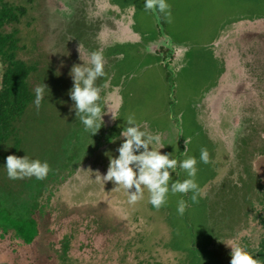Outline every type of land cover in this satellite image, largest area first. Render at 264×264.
Wrapping results in <instances>:
<instances>
[{
  "label": "rangeland",
  "instance_id": "374dc122",
  "mask_svg": "<svg viewBox=\"0 0 264 264\" xmlns=\"http://www.w3.org/2000/svg\"><path fill=\"white\" fill-rule=\"evenodd\" d=\"M13 1L26 9L22 35L31 36L33 31L40 48L61 74L70 75L73 66L87 63L91 52H103L106 76L98 78L96 84L101 87L98 103L104 114L103 125L97 133L103 132L108 138L110 126L116 123L115 131L119 132L131 117L143 130L159 134L165 146L161 152L173 153L178 160L186 158L183 151L186 141H190L187 155L197 158V184L217 175L204 186V194L217 193L229 182H238L248 168L258 175L259 182H264V42L257 37L264 38V23L254 21L264 16V0H166L171 10L170 22L161 13L145 11L144 0ZM46 10L49 13L46 14ZM248 20H253L250 27H246L248 23H240ZM27 22H32V27ZM247 28L251 29V34L255 33V39L250 48L242 38L237 42L239 47L243 42V48L240 53L233 52L235 63L232 66L222 38L229 36L236 41ZM4 68L0 60L2 74ZM224 71L227 79L223 83L231 85V89L227 85L224 91L218 89L217 104L214 103L210 113L205 97L219 85ZM106 82L107 87H104ZM60 86L64 92L57 88L52 97H57L58 92L69 94L74 84L62 80ZM73 103L67 106V109L70 107L68 115L56 102L42 112L46 128L39 129L33 138L34 158L58 149L68 150L72 141L65 137L66 129L79 131L78 125H73L79 120ZM200 104H204L203 110L198 108ZM199 122L202 127L198 126ZM207 135L215 146L210 147L214 148V154H208L209 161L215 164L216 170L212 173L198 166L201 149L210 152L204 145ZM45 138L49 140V147L44 145ZM123 139L117 140L109 155L115 156V149ZM89 142L88 138L80 142L81 149ZM107 158L101 151L76 171L69 170L70 161L62 171L63 179L58 178L53 183L47 179L37 180L38 185L47 187L40 198L43 212L38 214L42 234L32 244L17 238L13 242L10 235L0 241V252L5 254L7 262L189 264L193 261L192 244L196 241L201 247L207 243V239L198 236L204 222L201 207L196 203L190 206L188 201L183 215L186 219L170 221L167 219L169 209L160 208L159 217L148 221L149 226L146 220L118 219V210L133 213L132 205L128 204L127 208L122 205L124 195L120 187L95 180L97 172L106 174L110 163ZM63 161L67 165L66 156ZM244 162L248 168L244 167ZM177 173L172 174L174 179L188 178L179 167ZM0 176L8 179L3 168H0ZM10 183L21 189L16 181ZM144 191L147 194L143 201L150 204L148 192ZM189 194L169 195L168 202L177 208L178 201ZM212 196L215 198L214 194ZM210 201L207 204H211ZM143 204L136 208H143ZM254 205L257 209L262 207L258 198ZM148 208L149 205L142 210L148 211ZM215 208L211 209L208 222L221 236L213 233L208 249L217 251L221 261L230 264V245H241L243 237L259 231L260 214L255 213L248 223L245 220L223 222L224 215ZM244 224L246 226L240 228ZM198 255V264H213L210 256H202L200 251Z\"/></svg>",
  "mask_w": 264,
  "mask_h": 264
},
{
  "label": "clouds",
  "instance_id": "9594fccd",
  "mask_svg": "<svg viewBox=\"0 0 264 264\" xmlns=\"http://www.w3.org/2000/svg\"><path fill=\"white\" fill-rule=\"evenodd\" d=\"M145 11L161 13L166 19H171L170 5L166 0H144ZM80 45L79 49L80 50ZM80 53V51H79ZM105 58L103 52L93 51L90 53L87 63L72 67L70 75L74 86L69 92L73 101V110L84 131L95 135L103 125L102 108L100 101L101 87L97 86L98 78L105 77ZM107 87V82L104 84ZM47 86L42 84L35 89V106L39 110L44 99ZM125 127L122 128L120 136L123 142L117 149L118 156L110 158L106 174L99 172L95 180L104 184L112 182L117 187H122L127 196L129 204H136L144 199L145 189L148 192V202L157 210L168 202L169 195L191 193L190 199L198 203L201 189L195 177L197 175V158L188 156L187 144L183 151L184 159L178 160L173 153H162L165 146L159 134H151L143 130V126L135 119L129 117ZM200 161L207 164L209 155L207 149H201ZM184 170L187 179L179 180L173 178V173L178 175L177 168ZM6 175L10 180H22L35 178L44 180L50 172L47 160L33 159L29 155L19 157L8 155L4 165ZM188 208V202L181 198L177 203V213L183 216ZM230 264H260V260L245 247L239 244H231Z\"/></svg>",
  "mask_w": 264,
  "mask_h": 264
},
{
  "label": "flooded vegetation",
  "instance_id": "af4514ba",
  "mask_svg": "<svg viewBox=\"0 0 264 264\" xmlns=\"http://www.w3.org/2000/svg\"><path fill=\"white\" fill-rule=\"evenodd\" d=\"M12 1L0 0V8L3 11H6V14L3 13V15L0 16V20L2 21V23L0 24V32L12 34L13 37L15 39H17L19 43L30 42L29 45L27 43V48L25 47V50H27L26 52L36 50L37 52H40L43 56L46 55L47 57H49L47 55V53L40 48L39 42L37 40H35L36 35H33V31H32V33H30L31 36L26 35V34L22 35V30H23L22 26L24 23V16L26 14V9L24 8V6L22 4L20 5L18 3H15L14 1L13 2ZM47 12H48V10H46V14H47ZM254 21H255V23L257 22L259 24H262V23H264V16H260V17H258L257 20L255 19ZM251 22H253V20H248L245 22L241 21L240 23H248V25L246 27H250L249 24ZM32 24H33L32 22H30V23L27 22V25L29 27H32ZM9 27H10V29L7 30V28H9ZM251 27H253V26H251ZM24 30L26 31L27 29H24ZM254 36H255V33L251 34V29L249 30V28H247L246 33L238 36V39L236 41H235V38H233V40H231L229 38V36L227 38H225V37L222 38L225 41L226 47H228V48H226V50H228V52H229V57H231V62H229V60H228L229 64H231L233 66L235 63L234 59H232L233 52L234 53H236V52L240 53V50H242V48H243V42H242V44H240L241 47H239L237 42L238 41L240 42L242 39H244L245 42L248 43L247 47L250 48L251 41L255 39ZM257 37L262 42H264V38H261L260 36H257ZM220 38H221V36H220ZM224 41H220V43H222ZM258 46L260 47V45H258ZM113 53L115 54V52H113ZM216 54L219 56V50L216 51ZM0 60H2L1 56H0ZM117 62H118V60L115 63H117ZM51 63L54 64L52 61H51ZM52 72L56 73V77L58 75L59 81H57V83L53 84V85L45 84L47 86V89L45 90L44 99L41 103L39 110H37V108L35 106L33 111H32V115L30 117H28L25 114L20 119L19 128H20V130L22 129V135L26 138L33 139L34 136L38 132H40L39 129L42 127V124L43 123L46 124V120H43L41 118L43 116L42 112L47 110L48 108H50V106L52 104H54L55 102L59 104L60 108H62V111L64 112L65 115H68V113H69L70 107L67 109V106H71V99H70L69 94L61 93V95H60V92H58L57 97H52V96H53V94L57 88L61 92H64V90H61V86H60L62 80L73 81L72 77L69 74H67V75L61 74L62 72L58 71V69L52 70ZM225 74L226 73L224 71L223 76H221V81H220L219 85L215 89H213L211 92H209V94H207V96L205 97V103L210 108V113H212V107L214 108V105H215L214 103L217 104L215 94L217 92H219L218 89L221 88L220 91L226 90L227 84L223 83L227 79V77H225L226 76ZM168 75H167V79L169 80L170 75L169 76ZM114 77H115V74H114ZM118 79H119V83H120V77H118ZM227 86H229V87H227L228 89H231V85H227ZM240 91L243 92L244 90H240ZM221 93L222 92H220V94ZM203 107H204V104L198 105V108L200 110H203ZM199 124H200V122H199ZM199 124H198V126L202 127L201 124L200 125ZM73 125L74 126L78 125L79 131L75 132V130L71 129V127L66 129L67 135L65 137L69 140V142L72 141V143L70 142V145L68 146V150L58 149V150H56V152H53L54 156L62 155V157H61L62 161L55 164V166L57 165L56 169L61 172L60 176L56 177L55 180H57L58 178L63 179L64 176L62 175V171L64 170L65 167L68 166L70 161H71L72 165L70 166V168L68 167L69 170L72 169V171L73 170L76 171L83 163L90 160V158L93 157V155H95V153H97V155H99V152L104 151V153L107 154V156H108V158H107L108 163L110 162V158H115L119 154L117 149H115V156L109 155V153H110L109 150H111V148L114 146V144H116V142L119 138L121 140L123 139V137L120 136V132H121L123 127H121L119 132H117L118 130L115 131L116 126L118 127V125H116V123L113 125L112 128L110 126V129H108V131H109L108 134H110V135L108 136V138H105L104 137L105 135L103 132L97 133V135H93V136L90 133L85 132L84 126L80 123V121L78 119L73 122ZM66 126L68 127V125H66ZM86 138H88L90 142L87 143L86 146H84L85 149H81L80 142L86 140ZM205 140L206 141H205L204 145L208 148V150H210V152L208 154L213 155L214 154L213 150L215 148L214 142L213 141H212L213 143L211 142L208 135H207ZM106 142H107V144H106ZM211 146H214V148H210ZM64 156H66V158H67V165H64V161H63ZM199 157H200V155L198 156V166H204L208 171H210V173L215 172L216 169L213 168V167H215V164H213L210 161L207 164H205L202 161H200ZM102 161H104V160H102ZM100 163H105V162H100ZM245 166L248 168V166L246 165V162H244V167ZM2 168L4 170H6L4 168V166ZM248 171H247V173H244V175L239 178L240 180L238 182L237 181L229 182L228 184L222 186L217 191V193H216V191L212 194H209V193L204 194L202 192L204 186H206L212 180H214L217 177V175L213 176V177L211 176V178L203 180L200 184H198L200 189H201V195L198 197V203H196V204H198V207H201V209H202V214H203L202 218L204 219V222L202 223L203 224L202 225V231H204L206 233V235L209 237V238H207V240H210V239H211V241L213 240V237H214L213 233H215L216 236H219V237L221 236V234H217L213 230V228L210 226V224L208 222L209 218H210V214H211L210 211L213 207H216L215 209L218 210L219 213H222V216L224 215V221L223 222H230L231 221L234 223H241V222H243V218H246L247 220H251L252 216L255 213L260 214L259 209H257V211H256L255 210L256 208H254V211L252 213L249 211L247 213V216L244 217L245 214L244 213L242 214L240 212L239 207L237 206V204L241 202L242 197H244L246 194L249 193V189H250V185L252 183V179L255 180L254 184L264 185V182H262V181L259 182V180L257 178L258 175L256 174L257 177L254 175V173H253L254 171L250 170L249 168H248ZM55 180H52L51 182L53 183V181H55ZM0 181H3L2 182L3 185L8 186L11 180L9 178L7 180H5V179L1 178V176H0ZM109 184H110V182H109ZM120 193L124 195L123 196L124 200L119 199V201L123 200V201H121L122 205H124V207L127 208V205L129 204L128 203V196L126 195V193L122 187H120ZM145 194H147V193L145 192ZM213 194L215 195V198L212 196ZM216 194H217V197H216ZM190 196L191 195L189 194L186 198H183V199H185L187 202L189 201L190 206H193L194 203L191 201ZM88 198L90 199L91 197H88ZM257 198L260 201V195L257 194V196H254L253 203H254V200ZM210 200H212V201H210ZM141 201H143V200H141ZM208 201H210L211 204L210 203L207 204ZM142 203H144L142 205L143 208H141V209L136 208V205H140ZM142 203H138V204H134V205L130 204V206L132 205L131 208H132L133 213H128L125 210H118V213L116 214L117 218L122 219V220L125 219L128 221H132V220L144 221V220H146L147 222H145V223H146V225L149 226L148 221L155 220L157 217H159V215L162 211L157 210L151 204H148L144 201ZM147 204L150 206V208H148V211H146V210L143 211L142 209H146L148 207ZM207 205L211 206V208L209 209ZM163 207H166L169 209V213H168V217H167L168 221H170L171 219H175V218H176V220L178 218L179 219H186L183 216L179 215L177 213V211H174L177 208H175L174 206H171V204L169 202L166 205L162 206L161 208H163ZM258 214L256 216H258ZM144 215H146L147 217H145ZM257 222H259L258 219H257ZM245 226H246V224H244L243 226L240 225V228H243ZM248 238H249V236H248ZM244 239H245V237H243L241 242H240L241 246H244L243 245ZM208 247H209V244L204 242L203 249L205 252V257L210 256L211 262L213 264H224V262L221 261V258H219L220 256L218 255L217 251H214V250L211 251L208 249ZM199 249H202V246L198 247V243L195 241L192 244L191 249H190V252H191L190 256L193 255V261H190L189 264H198V262H199L198 261V259H199L198 251H200ZM200 254L202 256L204 255V253L201 251H200ZM48 264H52V263H48Z\"/></svg>",
  "mask_w": 264,
  "mask_h": 264
},
{
  "label": "trees",
  "instance_id": "16d2710c",
  "mask_svg": "<svg viewBox=\"0 0 264 264\" xmlns=\"http://www.w3.org/2000/svg\"><path fill=\"white\" fill-rule=\"evenodd\" d=\"M3 13L6 14V11L0 8V16ZM25 47L27 48V43H19L12 34L0 32V56L5 65L3 88L0 90V168L5 165L8 155L23 157L27 154L36 159L31 146L34 140L22 135V129L19 128L20 119L25 114L28 117L32 115L35 107V89L38 86L53 85L59 81L58 75L56 77V73L52 72L56 67L48 57L36 50L28 53ZM41 128L45 129L46 124L43 123ZM44 145L50 146L46 138ZM61 157L62 155L54 156L53 152L39 154L37 157L42 161L47 160L50 165L51 170L46 177L49 182L60 176L61 172L56 169L55 164L62 161ZM13 181L10 182L13 184L16 181L21 185V189L15 188L11 183L8 186L3 185L0 181V241L10 235L9 238L13 242L17 238L32 244L42 233L39 215L43 212V207L40 198L47 187L38 185L35 178ZM254 181L252 179L249 193L242 197L237 206L240 212L245 214L244 217L247 216L249 211L252 213L256 208L253 198L259 193L262 204L258 216L260 228L255 235L245 237L243 247L258 258L260 264H264V185L254 184ZM255 210L257 211V208ZM243 221L248 223L246 218H243ZM198 236L209 238L204 231ZM209 241L207 240V243ZM199 250L205 254L203 246ZM2 253L0 252V262L9 261Z\"/></svg>",
  "mask_w": 264,
  "mask_h": 264
},
{
  "label": "water",
  "instance_id": "95a60500",
  "mask_svg": "<svg viewBox=\"0 0 264 264\" xmlns=\"http://www.w3.org/2000/svg\"><path fill=\"white\" fill-rule=\"evenodd\" d=\"M3 81H4V72L2 74L0 70V90L3 88ZM0 264H11V263L4 261V262H1Z\"/></svg>",
  "mask_w": 264,
  "mask_h": 264
},
{
  "label": "crops",
  "instance_id": "0c3cea01",
  "mask_svg": "<svg viewBox=\"0 0 264 264\" xmlns=\"http://www.w3.org/2000/svg\"><path fill=\"white\" fill-rule=\"evenodd\" d=\"M135 35H137V33H135L134 31H132ZM132 35V34H131Z\"/></svg>",
  "mask_w": 264,
  "mask_h": 264
}]
</instances>
